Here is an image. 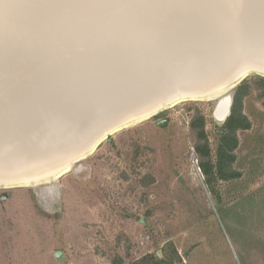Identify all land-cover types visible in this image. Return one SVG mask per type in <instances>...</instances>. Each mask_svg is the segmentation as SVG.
<instances>
[{"label":"rangeland","instance_id":"rangeland-1","mask_svg":"<svg viewBox=\"0 0 264 264\" xmlns=\"http://www.w3.org/2000/svg\"><path fill=\"white\" fill-rule=\"evenodd\" d=\"M221 99L192 101L213 144L225 123L214 115ZM188 102L122 129L56 181L0 189V264H130L162 256L168 242L180 264H264V98L255 90L245 101L252 128L239 134L242 177L216 187L221 201L197 167Z\"/></svg>","mask_w":264,"mask_h":264},{"label":"bare ground","instance_id":"bare-ground-1","mask_svg":"<svg viewBox=\"0 0 264 264\" xmlns=\"http://www.w3.org/2000/svg\"><path fill=\"white\" fill-rule=\"evenodd\" d=\"M228 1L227 5L219 4L221 0L217 1L218 5L212 4L209 0L206 2L200 0L98 1L97 3H101L103 7L107 6V9L120 4V14L125 18L128 17L130 25H133L130 19L138 20L139 16L147 12L145 9H151L150 2H155L157 5L161 2H172L177 6L188 2L197 3L200 10L195 13L201 17L202 15L205 18L209 17L210 20L199 24L197 35L186 37L187 32L196 33L194 28L191 29L193 20L184 17L182 20L186 22L180 21L175 24L173 21L176 18L172 17L173 20L168 18L173 32L176 26L189 22L186 30L182 26L176 28L179 30H175V33L186 32L187 51L192 52L186 54L179 53L175 48H172L171 53L164 52L159 42L161 39L157 35L154 39L150 38L149 30L138 33L139 28H132L117 34L116 42L127 37L124 42L129 50L126 48L124 55L147 57L148 60H137L139 63H134L135 66L131 67L128 64V56H124V64L119 63L110 76L111 78L115 76L112 78L114 80H109L106 73L96 66L97 71H94L96 77L93 79H97L92 84L88 82L89 85L78 91L77 97L74 98L73 102L79 103L78 116L82 114L84 116L92 108L97 110L100 119L106 112L116 114L122 113L125 109L136 111L141 108L145 111L139 112L121 127L113 131H105L104 134L101 132L93 139L89 138V135H78L74 117L70 119L67 114V120L62 115L55 119L56 126L59 127L55 134L42 132L37 126L35 127L40 120L38 115L17 117L15 119L19 126L17 134L15 136H8L6 133L0 135V189L36 188L44 183L56 181L69 173L74 163L84 161L94 153L106 136L115 133L116 130L119 132L131 125L149 120L182 101H211L221 99L222 96V98L228 97L226 95L229 91L247 75H264V0ZM33 2L34 0L0 1V23H3L1 19L2 21L20 19ZM143 4H145L144 10H138L137 8ZM199 4H205V6L201 8ZM85 5L86 3L79 4L82 8H85ZM81 12L80 9L79 13ZM69 16L75 19L79 14L73 13ZM121 16L120 18H123ZM137 34L141 41L153 40L155 48L150 52L143 44L135 42ZM146 43L148 45V41ZM194 51L196 58L191 60L188 55H192ZM5 55L6 53L0 52L1 63L7 57ZM29 61V59L22 61L24 63L22 67L26 72L27 67L31 68ZM126 66L131 68L130 75L119 78L120 74L126 72ZM184 69L189 76L180 78L181 70ZM9 72L17 78L15 76L19 75L18 66ZM143 74L149 75V83L144 80L143 83H139L142 80L138 76ZM182 74L185 75V73ZM116 84L119 89H115ZM149 85L152 88L157 86L156 89H160V92L148 94L146 90L149 89ZM31 113L36 111L31 110ZM52 116L55 118V113H52ZM45 119L43 121H46ZM217 121L221 120L217 118ZM5 122L3 126L8 127ZM90 131L88 129L85 133ZM87 144L88 146L81 150V146ZM78 149L81 151L76 152Z\"/></svg>","mask_w":264,"mask_h":264},{"label":"water","instance_id":"water-1","mask_svg":"<svg viewBox=\"0 0 264 264\" xmlns=\"http://www.w3.org/2000/svg\"><path fill=\"white\" fill-rule=\"evenodd\" d=\"M98 1L100 0H40L37 2L34 0L20 19L14 21H10V19L2 21L1 19L3 23H0V52L9 54L2 63L0 62V135L6 133L8 136H15L19 127L15 119L31 115H38L40 120L35 124V127L37 126L41 130L44 122L57 125L55 119L62 115L67 120V114L70 119L74 117L77 134L80 136L89 135L91 139L101 132L104 134L105 131H113L121 127L130 118L145 111L144 108L129 111V107V110L123 111L124 113L116 114L106 112L103 114L104 118L107 116L106 119L103 117L100 119L97 110L93 108L84 116L83 114L78 116L79 103L73 102L78 91L97 79H93L96 77L94 73L97 71L96 66L99 67V70L104 71L111 80L115 78V76L112 78L110 76L118 64H124V56H128V64L131 67L139 63L137 60H148L147 57L124 55V50L126 48L129 50L124 42L127 37L125 36L121 41L116 42L117 34L132 28H139L138 33L149 30L150 38L154 39L157 35L161 39L159 42L162 44L161 49H164V52L171 53L172 48H175L179 53L186 54L192 53L187 51L188 39L186 37L197 35L199 24L210 20L209 17L205 18L204 15L201 17L195 13L200 10L199 6L196 5L197 3L188 2L177 6L172 2H161L162 4L158 5L155 2H150L151 9H145L147 12L139 16L138 20L130 19L133 22V25H130L128 24V17L125 18L120 14V4L107 9V6L103 7L101 3H97ZM200 1L206 2V0ZM209 1L216 4L218 0ZM81 3H86L85 8L79 6ZM219 4L227 5L229 1L221 0ZM144 5L137 9L144 10ZM199 5L201 8L205 6V4ZM80 9L82 10L81 14L79 13ZM73 13H78L79 16L72 19L69 15ZM172 17L176 18L173 21L175 24L180 21L186 22L182 20L184 17L191 18L193 20L191 29L194 28L196 33L187 32V35L186 32L175 33V30H179L176 28L181 26L185 27L184 30H186L189 22L176 26L173 32L168 21V18L172 19ZM146 41H148V45ZM135 42L143 44L150 52L155 48L153 40L141 41L138 34ZM194 54L195 51L192 55H188V58L195 60L196 55ZM24 59H29L31 64V68L26 66L27 72L22 67L24 66L22 62ZM17 66L19 75L14 78L9 71ZM125 70L126 72L120 74L119 78L130 75L131 68L126 66ZM145 75L138 76L142 80L139 83H143V80L150 82L148 80L149 75ZM253 75L264 77L261 74H249L236 86ZM156 87L152 88L149 85V89L146 90L147 93L160 92V89H156ZM115 89H119L117 84ZM187 101L191 100L182 101L180 104ZM231 107V97L228 96L219 100L214 114L216 120L218 118L221 120L220 122H225L230 116ZM31 110L36 111V113H31ZM50 112L55 113V118L48 119ZM45 116L48 120L43 121ZM5 121L8 127L3 126ZM88 129L91 131L85 133ZM117 131L106 136L104 141L107 140L112 144L113 136L117 134ZM86 146L88 144L82 145L81 150ZM79 150L75 151L79 152ZM142 222L144 223L143 220Z\"/></svg>","mask_w":264,"mask_h":264},{"label":"trees","instance_id":"trees-1","mask_svg":"<svg viewBox=\"0 0 264 264\" xmlns=\"http://www.w3.org/2000/svg\"><path fill=\"white\" fill-rule=\"evenodd\" d=\"M257 90L259 97L264 98V77L253 75L243 80L234 90L230 116L227 118L221 133L217 134L215 144L211 142L207 131L208 119L199 108L197 102L184 104L191 113L189 128L194 137V153L197 157V167L203 176L206 188L217 196L216 187L220 183L239 180L242 172L236 169L237 151L240 146L241 132L251 130L252 122L245 113V101ZM146 186L153 185L155 179L149 176ZM145 181V179L143 180ZM182 257L173 242L165 244L162 256L158 252L146 254L130 264H180ZM112 264H125L123 260H113Z\"/></svg>","mask_w":264,"mask_h":264}]
</instances>
